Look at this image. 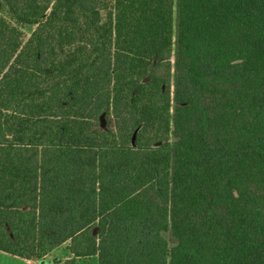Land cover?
<instances>
[{"label": "trees", "instance_id": "trees-1", "mask_svg": "<svg viewBox=\"0 0 264 264\" xmlns=\"http://www.w3.org/2000/svg\"><path fill=\"white\" fill-rule=\"evenodd\" d=\"M67 242L264 264V0H0V251Z\"/></svg>", "mask_w": 264, "mask_h": 264}, {"label": "rangeland", "instance_id": "rangeland-1", "mask_svg": "<svg viewBox=\"0 0 264 264\" xmlns=\"http://www.w3.org/2000/svg\"><path fill=\"white\" fill-rule=\"evenodd\" d=\"M29 32V28H26ZM104 121V120H103ZM166 238L169 240L170 245L173 242V239L169 232H165ZM69 242L59 246L49 255H47L42 260H30L27 263H39V264H97V259L95 256H86V257H76L68 249ZM2 253V251L0 252ZM26 262V260H21Z\"/></svg>", "mask_w": 264, "mask_h": 264}, {"label": "crops", "instance_id": "crops-1", "mask_svg": "<svg viewBox=\"0 0 264 264\" xmlns=\"http://www.w3.org/2000/svg\"><path fill=\"white\" fill-rule=\"evenodd\" d=\"M1 252V251H0ZM21 260H26V262H22ZM30 260L11 255L9 253L3 252L0 253V264H37V263H27ZM39 264V263H38Z\"/></svg>", "mask_w": 264, "mask_h": 264}]
</instances>
